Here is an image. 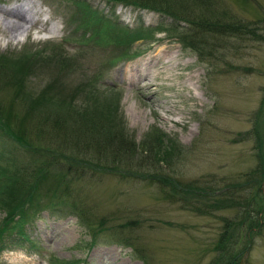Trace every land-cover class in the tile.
I'll return each mask as SVG.
<instances>
[{"label": "rangeland", "instance_id": "374dc122", "mask_svg": "<svg viewBox=\"0 0 264 264\" xmlns=\"http://www.w3.org/2000/svg\"><path fill=\"white\" fill-rule=\"evenodd\" d=\"M3 1L0 0V4ZM74 1H83L96 16L117 23L119 27H140L143 33L153 29L152 37L142 41L144 44L138 47L140 52L136 57L105 65L104 57L113 47L103 44L99 36L87 32L79 43L70 40L74 27L70 28L68 22L80 11ZM3 3L19 6L32 21L44 22L37 21L39 28L37 24L32 25L15 40L0 31V54L34 51L38 57L47 59L53 55L54 60L64 64L63 69L55 62L40 64L36 71L26 76L28 91L40 93L58 75L67 91L78 89L77 98H80L83 95L79 90L86 93L88 89L84 86L85 81L99 77L96 84L99 94H109V101H112L110 93L118 94L117 125L123 129L124 139L139 145L153 129L161 131L183 151L169 165L159 163V169L179 185L196 181L194 186L207 188L210 198L200 194L189 203V196H185L186 199L178 197L183 195L178 188V196L168 191L167 200L165 193L146 180L87 175L75 179V175L68 174L71 181L69 205L43 190V201L53 214L42 212L31 225L26 224L23 227L25 240H20L19 235L16 237V227L4 233L3 238H13L23 245L0 251V264H60L66 260L76 264H212L218 255H221L219 264L233 259L229 256L236 257L234 264H264V179H261L264 147L257 149L254 138L245 137L257 112H261L259 123L264 118V109H261L264 102V42L233 38L225 49L219 43L221 46L209 54L213 59L208 56L199 63L189 52L172 43L159 28L155 30L169 22L149 10L120 5L112 8L99 0H5ZM217 6L242 22L264 18V0H217ZM0 17L5 18L1 13ZM49 23H54L59 30L52 39H45L42 36ZM262 23L257 27L263 28ZM62 39L67 41L64 47ZM215 41L212 38L208 43ZM140 43H133V49ZM161 53L172 59L161 61ZM155 54L159 55V60L156 59L159 65L154 66L151 61L153 68L145 66L146 59ZM209 60L214 61L211 64ZM101 62L103 68H100ZM138 68L156 73L147 82V87L144 83L129 86L125 82L128 72ZM211 68L213 73H207ZM19 105L15 109L22 113ZM40 108L35 109L34 114ZM36 122L26 123V132L32 137L37 129ZM66 122L71 124L72 121ZM8 140L0 135V164L15 170L13 164L28 177L36 165L30 151L21 144L11 145ZM48 153L44 151L43 158ZM87 154L80 157L87 159ZM138 157L136 153L135 162ZM67 170L65 167L64 171ZM58 179L64 181V177ZM248 179L250 183L245 182ZM254 189H259V196L255 198L252 211ZM238 193L241 194L235 197ZM221 196L224 198L222 205L213 208L215 198ZM75 199L74 204L83 205L85 211L93 214V220L97 216L104 218L102 233L109 238V234L115 235L120 240L128 237L130 246H124V240L122 245L115 244L110 242L113 238L106 240V236L101 235L98 243L88 247L89 233L76 224L77 216L71 214L70 206ZM189 205L195 208H189ZM258 208L260 212H257ZM250 220L259 222L252 231L249 230ZM124 222H130L131 227L123 229L119 226ZM222 233H227V245L220 252L216 244ZM30 245L39 249L34 250Z\"/></svg>", "mask_w": 264, "mask_h": 264}, {"label": "trees", "instance_id": "16d2710c", "mask_svg": "<svg viewBox=\"0 0 264 264\" xmlns=\"http://www.w3.org/2000/svg\"><path fill=\"white\" fill-rule=\"evenodd\" d=\"M101 2L110 6L122 4L150 9L169 19L170 23L159 29L164 31L168 38L178 43L183 51L194 55L200 63H203L217 46L222 45L221 47L225 49L233 38L245 37L264 42V27H257L263 25V17H256L259 19H255V22H242L240 18L224 13L223 9L217 6V0H101ZM73 3L80 11L68 22L69 25L74 26L70 40L79 43L88 31L91 36H99L103 44L113 47L111 53L104 57L105 65H111L118 60L129 59L139 54L138 47L144 44L142 41H147L152 37L153 29L143 33L140 27L122 28L117 23L96 16L83 1ZM181 23L184 25L182 26ZM212 38L217 41L209 44ZM137 41L141 43L133 49V43ZM204 47L206 49L203 50ZM23 52L16 55L0 54V135L6 136L11 145L21 144L22 147L28 149L36 165L27 175L28 177H25V172L14 168L13 164L12 168L15 170H10L9 166L0 164V213L3 214L0 217V250L20 245L13 238L2 237L9 229L16 227V237L19 235L20 240H25L23 227L26 224L31 225L32 220L39 218L43 210L53 214L43 201V190L49 193L50 197L58 198L66 206L69 205V183L71 181L68 174L75 175L73 176L75 179L87 175L88 177L111 176L122 180H146L155 184L161 193H165L167 200V192L178 196V188H181L179 191L183 192V195L178 197L186 199L185 196H189L191 199L189 203L194 202L200 194H204L206 199L210 198L207 195V188L200 189L199 186H194L196 181L179 185L175 179L159 169L161 167L159 163L164 164L162 166L169 165V162L183 151L181 149L179 151L181 147L175 141L168 139L161 131L153 129L139 145L124 139V131L117 125L119 112L116 96L118 97V94L110 93L112 101L108 100L109 94H99L96 88L99 77L93 76L85 81L84 86L88 89L86 93H83L82 89L79 90L83 95L80 98H77L78 89L67 91L63 80L58 75L50 81V84L44 86L40 93L35 94L30 89L28 91L25 85L26 76L33 70L36 71L40 64L55 62L61 68L64 64L61 60H54L53 55L46 59L40 56L37 58L35 52L29 53L26 50ZM209 57L214 58L213 55ZM213 61L208 62L212 64ZM103 64L101 62L100 68L104 67ZM207 73H213L212 68ZM19 103L22 105L20 106ZM18 105L22 107V113L15 109ZM40 106L41 110L34 114V110ZM261 109H264V102ZM258 116H261V112H257L253 118L255 121H252L249 131L245 133V137L254 138L257 149L264 147V118L259 123ZM30 120L40 123H35L37 129L33 137L26 132V123ZM65 120L72 122L70 124ZM46 150L49 151L48 156L43 158ZM124 151L128 155L124 154ZM86 153H88L87 159L80 157ZM136 153L139 157L135 162ZM60 164L65 166L62 168ZM65 167H68L67 171H64ZM139 168L144 171L136 172ZM58 177H64V181H60ZM261 179H264V171L261 173ZM245 182L250 183V179ZM258 190L254 189L251 196L252 211L255 198L259 196ZM240 194H236L235 197ZM223 200V196L215 198L212 207L220 208ZM75 201L76 199L72 204L70 202V207L77 216V222L83 225L86 233H89L91 239L89 245L98 243V236H101L104 227L102 225L104 218L97 216L93 220V214L85 211L82 208L83 205H75ZM189 208L195 207L189 205ZM260 210L258 208L257 212ZM204 212V209H201V213L204 214ZM130 224V222H124L119 226L128 229L131 227ZM258 225V221L253 223V220H250L249 230L252 231ZM103 235L109 239L107 235ZM220 235L221 238H218L216 248L221 252L227 245V233ZM109 236L112 235L109 234ZM111 238H113L112 242L121 244L124 240L123 245L130 246L128 237L120 240L113 235ZM229 257L236 258L235 256ZM233 259L225 264H234ZM220 261L221 255H218L212 264H219ZM76 263L75 261L68 262V264Z\"/></svg>", "mask_w": 264, "mask_h": 264}, {"label": "bare ground", "instance_id": "6f19581e", "mask_svg": "<svg viewBox=\"0 0 264 264\" xmlns=\"http://www.w3.org/2000/svg\"><path fill=\"white\" fill-rule=\"evenodd\" d=\"M19 6H14L9 9H4L0 7V13L2 14L3 17H0V31H4L8 34V38L10 36L11 39L15 40V37L17 35H21L26 32V30L32 26L37 24V21L31 20L28 16H26V13L18 8ZM37 27L39 28L38 24ZM54 28V27H53ZM7 40V39H6ZM7 42V41H6ZM33 44V43H32ZM31 44V45H32ZM25 47V46H24ZM29 47V46H28ZM26 48V47H25ZM29 50V49H28ZM16 51V50H15ZM20 51V50H19ZM18 51V53H19ZM38 51V50H37ZM17 53V52H16ZM21 53V52H20ZM24 53V52H23ZM34 53V51H33ZM162 54V53H161ZM15 55V54H14ZM33 55V54H31ZM42 55V54H41ZM12 56V55H11ZM37 56V55H36ZM158 54H155L152 58H147L145 61V66H148L150 68H153L150 62L152 61L154 66H158L159 63H157L156 59H158ZM162 57L160 58L161 61L164 62H169L170 59H172L171 56H168L167 54H162ZM5 57V56H4ZM31 58V57H30ZM39 58V57H37ZM3 59V58H2ZM33 60V59H32ZM29 61V60H28ZM35 63V62H34ZM174 63L171 65L173 66ZM128 76V80L130 83L134 82V84H128L129 86H134L139 83H144L145 86L147 85V82H149L150 78L153 77L156 73L154 70L152 72H147L146 68H138L134 70H130ZM151 83V82H150ZM147 87V86H146ZM146 89V88H145ZM180 151V148H179ZM141 161V160H140ZM177 163V162H176ZM175 165V164H174ZM170 187V186H169ZM176 187V186H175ZM177 189V188H176ZM180 190V189H179ZM201 196V195H200ZM205 198V197H204Z\"/></svg>", "mask_w": 264, "mask_h": 264}]
</instances>
